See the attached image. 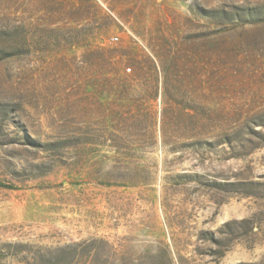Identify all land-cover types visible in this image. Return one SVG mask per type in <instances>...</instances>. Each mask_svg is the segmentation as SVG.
Wrapping results in <instances>:
<instances>
[{
	"label": "rangeland",
	"instance_id": "rangeland-1",
	"mask_svg": "<svg viewBox=\"0 0 264 264\" xmlns=\"http://www.w3.org/2000/svg\"><path fill=\"white\" fill-rule=\"evenodd\" d=\"M0 264H264V0H0Z\"/></svg>",
	"mask_w": 264,
	"mask_h": 264
},
{
	"label": "built area",
	"instance_id": "built-area-1",
	"mask_svg": "<svg viewBox=\"0 0 264 264\" xmlns=\"http://www.w3.org/2000/svg\"><path fill=\"white\" fill-rule=\"evenodd\" d=\"M112 39L115 40V41H117L119 38L117 36H114V37H112ZM125 70L129 74L132 73V67H130V66L129 67H126Z\"/></svg>",
	"mask_w": 264,
	"mask_h": 264
}]
</instances>
